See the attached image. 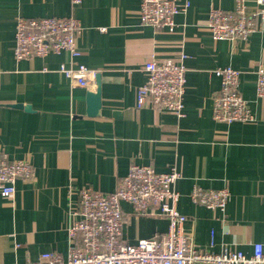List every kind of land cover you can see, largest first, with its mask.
<instances>
[{
    "label": "crops",
    "instance_id": "crops-1",
    "mask_svg": "<svg viewBox=\"0 0 264 264\" xmlns=\"http://www.w3.org/2000/svg\"><path fill=\"white\" fill-rule=\"evenodd\" d=\"M176 1L190 7L176 15L170 33L141 23V0H84L75 7L71 0H0V152L11 160L28 159L34 169L31 181H17L11 200L0 196V264L35 262L48 252L67 257L80 189L112 193L133 163L159 173L177 167L178 209L188 218L185 229L198 249L219 253L230 247L252 255L254 244L264 242V101L256 98L264 31L248 42L215 41L207 29L209 11H230L234 0ZM247 4L253 10L256 0ZM72 16L84 28L77 40L82 55L73 62L102 79L96 117L87 113L96 77L89 88L72 86L59 72L71 65L67 52L15 57L18 18ZM182 54L185 116L137 109L146 63L179 60ZM224 67L241 71L239 90L250 102L253 123L214 121L213 97L220 89L215 71ZM194 186L227 188L226 212L195 204ZM122 210L128 244L168 230L164 218L137 215L126 203Z\"/></svg>",
    "mask_w": 264,
    "mask_h": 264
},
{
    "label": "built area",
    "instance_id": "built-area-1",
    "mask_svg": "<svg viewBox=\"0 0 264 264\" xmlns=\"http://www.w3.org/2000/svg\"><path fill=\"white\" fill-rule=\"evenodd\" d=\"M84 0H71L78 6ZM190 3L176 0H141L139 17L143 25L155 29L175 31L176 15L186 13ZM83 26L75 17L18 18L16 21L15 57L17 60L46 58L67 52L70 67L59 72L72 86L89 88L96 71L76 65L74 59L82 55L77 40ZM215 41L248 42L249 38L264 31V0H256L250 10L247 0H234L230 11L212 7L207 26ZM105 31V29H102ZM186 55L179 60H152L144 66L146 82L136 90V108L150 106L178 119L185 116L184 97L187 83ZM220 89L213 97V119L217 123H253L255 117L250 102L239 90L241 71L232 67L217 69ZM256 98L264 101V61L256 68ZM182 177L174 167L169 173H159L151 165L133 163L112 193L82 188L79 203L72 208L70 253L63 257L56 252L44 253L35 262L26 264H264V242L253 246V254L224 247L219 253L198 249L185 224L188 218L178 209L180 194L175 186ZM34 178L33 165L28 159L11 160L0 152V196L11 200L18 180ZM192 201L210 210L226 212L231 201L227 188L214 190L194 186ZM129 204L137 215L161 217L168 221L166 233L140 240L132 245L123 240L124 214L122 205ZM212 233V246H214Z\"/></svg>",
    "mask_w": 264,
    "mask_h": 264
},
{
    "label": "water",
    "instance_id": "water-1",
    "mask_svg": "<svg viewBox=\"0 0 264 264\" xmlns=\"http://www.w3.org/2000/svg\"><path fill=\"white\" fill-rule=\"evenodd\" d=\"M96 91H89L87 93V113L90 117H96L99 114V111L102 106V88H101V75H96ZM23 105H16L18 108H22ZM30 110V108H27Z\"/></svg>",
    "mask_w": 264,
    "mask_h": 264
}]
</instances>
